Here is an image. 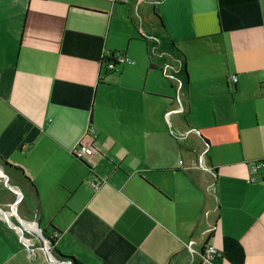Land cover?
<instances>
[{
  "label": "crops",
  "instance_id": "1",
  "mask_svg": "<svg viewBox=\"0 0 264 264\" xmlns=\"http://www.w3.org/2000/svg\"><path fill=\"white\" fill-rule=\"evenodd\" d=\"M259 157L264 0H0V264H264Z\"/></svg>",
  "mask_w": 264,
  "mask_h": 264
},
{
  "label": "rangeland",
  "instance_id": "2",
  "mask_svg": "<svg viewBox=\"0 0 264 264\" xmlns=\"http://www.w3.org/2000/svg\"><path fill=\"white\" fill-rule=\"evenodd\" d=\"M7 167L4 166L3 163L0 162V217H2V214L4 212H8L9 210H11V206L12 204H15L16 202H19V199L21 200V196L24 194V191L22 190V188H20L18 185H20V182L22 183V179H18V173L12 169H9ZM19 209H20V213L23 216V212H24V203H21V205H19ZM1 220H5L6 219H2ZM14 223L17 222V219L14 218L13 216L11 217V219ZM8 221V220H7ZM6 223V222H5ZM9 223V221H8ZM24 223V222H23ZM7 224V223H6ZM25 225V224H24ZM27 227V226H26ZM29 228L32 229H36V227H34L33 225L28 226ZM38 244L41 245V243L39 242V240L37 241ZM45 244L47 249L51 251V254L59 260H63L65 262H68V264H72L71 260L63 256L57 255L53 252V249L50 248L51 246V242L48 239H45ZM39 253L38 256V260L39 261H44L46 260V264H52L54 263V261L50 258H46V252L43 251L42 249L34 251V258L36 257L35 254ZM44 256V258L41 257ZM67 264V263H65Z\"/></svg>",
  "mask_w": 264,
  "mask_h": 264
},
{
  "label": "built area",
  "instance_id": "3",
  "mask_svg": "<svg viewBox=\"0 0 264 264\" xmlns=\"http://www.w3.org/2000/svg\"><path fill=\"white\" fill-rule=\"evenodd\" d=\"M106 56V55H105ZM115 60H107L105 59L104 65L109 71L118 70V66L122 63L133 62L125 53L116 52ZM238 76L236 74L233 75V80L236 81ZM89 133V132H87ZM95 148L84 141L79 142L73 148V155L78 159L85 161L89 154H91ZM249 170H250V180L251 181H259L264 180V157L255 158L249 161ZM102 180H96L91 182L92 186L97 187ZM221 256V252L211 244L206 245L203 251V257L209 260H214L215 258Z\"/></svg>",
  "mask_w": 264,
  "mask_h": 264
},
{
  "label": "trees",
  "instance_id": "4",
  "mask_svg": "<svg viewBox=\"0 0 264 264\" xmlns=\"http://www.w3.org/2000/svg\"><path fill=\"white\" fill-rule=\"evenodd\" d=\"M115 54H116V52H110L108 55H106L105 57H103V61H104L105 59H107V60H115V59H116ZM16 168H17V167H16ZM20 170H22V169H20ZM51 242L54 244V239H53L52 237H51ZM53 251H54V253L57 254V255H62V254L58 253L59 250L56 249V248H53ZM56 251H57V252H56ZM63 256H65V255H63ZM70 257H71V256H70ZM71 259H72V261H73L74 264H81V263H79L76 259H74L73 257H71Z\"/></svg>",
  "mask_w": 264,
  "mask_h": 264
}]
</instances>
